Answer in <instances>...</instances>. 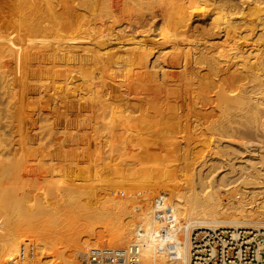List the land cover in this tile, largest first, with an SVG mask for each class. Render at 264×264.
<instances>
[{
  "label": "bare ground",
  "instance_id": "obj_1",
  "mask_svg": "<svg viewBox=\"0 0 264 264\" xmlns=\"http://www.w3.org/2000/svg\"><path fill=\"white\" fill-rule=\"evenodd\" d=\"M55 1L16 0L20 6L17 12L26 4L31 8L24 15L22 29L14 23L0 26V59L9 61L0 66L12 71L14 85L9 101L5 98L10 103L6 102L12 113L14 141L8 153L12 154L13 169L7 187L18 193L30 188L36 193L37 205L46 202L61 212L75 209L77 202L87 198L101 197L104 189L113 191L129 183L126 190L133 207L125 205L118 211L117 207L116 212L108 208L111 214H124L116 220L119 230L111 247L141 246L143 264L160 263L155 253L159 238L154 207L162 192L170 196L183 258L194 228L248 229L249 223H263L264 0H142L120 15L113 6L115 0ZM29 16L37 18V23ZM29 100L32 110L27 107ZM155 110L164 119H178L167 124L172 135L177 134L173 131L176 127L179 132L168 141L172 149L169 157L178 165L175 170L166 169L167 182L159 181L152 165L141 168L150 163L136 161L134 157L142 151L135 148L137 152H132L128 139L117 129L124 124L126 128L145 129V119H159ZM26 115L48 119V125L27 130ZM49 119H56L53 124L65 131L52 129ZM194 119H215L224 124L216 128L221 134H216L211 158L200 162H196L192 148ZM71 127L76 130L70 131ZM41 139L45 142L40 146ZM65 139L72 144L80 139L89 146H60L49 156L36 150ZM25 142L47 177H25V158L18 153ZM3 146L0 139V160ZM83 152L90 161V177L78 180L82 171L76 161ZM114 159L122 165L135 164L137 169H132L135 172L130 176L121 175L128 169L115 168ZM32 168L36 172V166ZM240 183L244 184L242 191L235 188ZM224 190L231 194L226 204ZM259 198L263 199L258 204L261 210H249ZM133 204H138L137 209ZM134 210L146 219L143 223L135 224ZM9 216L6 227H0V264H24L17 258L20 247L14 246L11 234L15 221ZM236 222H241V227ZM49 242L46 248L49 254H57L56 259L60 257L59 263L76 264L71 252L56 248L54 240ZM37 250L34 260L25 264H45L42 257L48 250Z\"/></svg>",
  "mask_w": 264,
  "mask_h": 264
},
{
  "label": "rangeland",
  "instance_id": "obj_2",
  "mask_svg": "<svg viewBox=\"0 0 264 264\" xmlns=\"http://www.w3.org/2000/svg\"><path fill=\"white\" fill-rule=\"evenodd\" d=\"M141 1L142 0H115L113 6H114L115 11L118 9L117 13H119V12H124V11L128 10V8L131 9V8L139 6L141 4ZM52 2L55 3L57 1L52 0ZM96 2H99V0H97ZM128 3H130V4H128ZM19 7L20 6L17 5L16 0H0V26L14 23L18 28L22 29L24 22H25V16L24 15L27 12H29L31 8L29 5L26 4L24 6V9L21 10V12H17V9ZM39 8L43 9V6L41 5ZM44 8H46V7L44 6ZM119 15H120V13H119ZM29 17L33 21L34 24L37 23V20H38L37 18H32V16H29ZM188 32H189V30H188ZM7 63H9V61L0 59V64L6 65ZM7 67L4 68V67L0 66V85H1L0 86V95H2V97H3L2 99L0 97V101H1L0 102L1 103L0 104V125H1L0 126V139L2 140V146L5 145V142L7 143L6 147H4V146L2 147L4 154L2 155L1 160H0V167H1V169H0V178H1L0 179V212H1V214H0V216H1L0 227H2V225H3V227H6L7 221H8V219H10L7 217L11 214L9 217H11L15 221V223L12 225V234H11V236L13 238L14 246L20 247L21 243L24 240H31L35 244V248H36L35 254H37V251H38L37 248L40 250H46V251L48 250V248H46V247H48L50 245L49 241L51 239V240H54L55 242H57L56 248H59L60 250H65L66 252L72 253V255L74 256L73 257V263L76 262V264H85V262H84L85 257H82L84 252H88L92 247H96V246H105L106 245V246L111 247V244L115 241L114 238H115V236L119 230V228L116 227V220H121L124 217L123 216L124 214H123V212L118 213V214H111L109 212L108 208L112 209L110 211L116 212V210L117 211L121 210L122 209L121 207L125 206V205H128V207H130L129 209H131V207H133L130 204L131 200H130V197H128L129 193L126 190L129 187L128 186L129 183L123 184L122 186L119 187V189H111L113 191H110L109 189H104V191L101 192L102 193L101 197L99 195L98 197H95V199L92 198L91 200L90 199L88 200V198H87L86 200H83L81 202H77V207H76V205H75L76 208L74 207L75 209L70 208L71 210L68 209L67 211H61V212L59 210L54 209L53 206L50 207V205L46 202L45 203L47 205L45 203H41V205H37V201H35V198H34V195L36 193L34 191H32L30 188L24 189L21 192L19 191V193L11 191L7 187V185H8V178L12 172V169H13V165H12V154L9 155L8 153L10 152V149L13 148L14 141H13V126H12L13 125V119L10 118V117H12L11 116L12 113L10 111L9 106H7V103H8L10 96L13 92V86L14 85L12 86V84H13L12 71H10ZM4 79H5V81H3ZM70 93H73V91H70ZM5 98L8 101H6ZM26 99H27V97H26ZM25 101H27V100H25ZM201 101L202 100H199V102H201ZM31 102H32L31 100H29V103L25 102V103H27V107L30 110L33 109V107L31 106L32 105ZM131 102L136 104L133 101H131ZM4 104H6V105H4ZM9 104L10 103H8V105ZM4 106H6V108H4ZM159 106H160V104H159ZM36 107L38 109V107H40V106H36ZM42 108H43V106H41V109ZM5 109H6V111H5ZM25 111H26V109H25ZM27 111H29V110H27ZM154 112H155V114H158L159 119H145L148 121V123H147L148 127H146L145 129L143 128V126L140 127L141 129L139 128V130L137 127L126 128L125 124L119 125L117 129H118V133L124 135L123 137H126L128 139L132 152H134V151L137 152L135 148H139V150L142 151L141 154H138L137 157H134L136 159V161H142L143 162V163L141 162L142 164H148V165L150 163L149 166H146V165L141 166L140 165L141 168L147 167V169H148L152 165L154 170H156V172L159 173V175H160L159 181L163 182L165 180V182H167L170 180V178H168L165 174L166 169L172 171V170H175L176 169L175 166L177 167V165H178V162H176L174 159H171L169 157L170 155L168 152H169V150H172V149H171V147L168 146V141H169V139H171V136L174 137V136L179 135L177 127H176V130H173L177 134L172 135L171 131L168 129L167 124L169 123V120L176 121L178 119H164L165 117H163L161 115L162 113L160 111L155 110ZM3 116H5V117L3 118ZM160 116H162V119L160 118ZM49 120L52 122V125H50L52 129L57 130V131H60V130L65 131V128H63L59 125L53 124L56 122L55 121L56 119H49ZM115 120H117V122H121V123L124 122L122 119H115ZM194 120L196 122H195V126H194L193 138H195V139L193 140L194 143L192 144V148H193V150H195L194 151V158H195L196 162H198V161L200 162L201 159L207 160V159L211 158L210 154H213L212 153L214 150L213 147L216 146V144L214 143L215 139H217L216 134H221V133L216 132V128L218 127V125L221 128L224 126V124L222 122L219 123L218 121H215V119H194ZM46 122H48V119H32V116H29V115H26V117H25V125H26L27 130H34L36 128H41V126H42L41 129H43L44 127H46L48 125ZM212 122H214V123H212ZM215 124H217V125H215ZM6 125H8V126H6ZM1 127H3V128H1ZM81 129L87 130L88 132H90V130H91L90 127H82ZM69 130L74 131V130H76V128L71 127V129H69ZM6 131L8 133L10 132L9 134H11V135H8V133ZM4 132H6V133H4ZM137 133H139V134H137ZM5 134L7 136H5ZM219 136H221V135H218V137ZM6 137H8V139ZM209 138H211L212 141ZM80 139H79V141H77L76 143H73V144L70 143L68 140L66 141V139L64 141H62V143H61V141L59 142L57 140L56 141L53 140V142H51L50 145H47L46 149L40 148V146L42 144H44V142H45L43 139H41L39 141L40 146L38 148H36V150L39 153L42 151L44 153V155L49 156V155H51L52 152H54L55 149H53V148H57L60 146H67L66 148H70L73 145L76 147H78V146L81 147V145H83V144L86 145L85 147L89 146V142L83 143V141H80ZM85 139H84V141H85ZM137 139H138V141H137ZM205 139H206V141H205ZM207 140L209 141V143ZM235 140H238L237 137ZM3 141H4V144H3ZM205 142H206V145H205ZM198 143H200V144H198ZM24 144H25L24 146H23V144L19 146L18 153L23 154L24 158H25V162H26L24 164V175H25V177L28 180H36L39 178L47 177V175L41 171V166L38 163L39 160L37 158L35 159L34 157H32L33 151L30 152L31 146L27 145L26 142ZM182 145H183V143H182ZM34 146H36V145H34ZM150 148H152V150H150ZM204 148H205V151H204ZM6 150H8V151L5 154ZM146 150H148V152H147L148 154L144 153V152H146ZM196 150L197 151L199 150V151L197 152ZM67 151H66V153H67ZM205 153H206V155H204ZM202 155L205 156L206 158L202 157ZM77 157H78V159H77L78 161H76V162L80 163V165H79L80 171H82V172H78L79 177H77V179L78 180L88 179L90 177L89 173H88L89 163H90L89 158L86 157V154L84 152H83V154L78 155ZM52 158H54V157L50 156V159H52ZM69 160L70 161L75 160V157L70 158ZM27 161H31L33 164L27 165V164H29V163H27ZM115 163H117V164H115ZM34 166H36V172H33V169H35V168H32V167H34ZM113 166L120 171L128 169V171L124 172V174L121 173V175H129L130 176L132 173L135 172V171H131V170L137 169V165H135V164L122 165L120 163V161L118 162V160H116V159H114ZM7 171H8V173H7ZM70 178H75V177L72 176ZM160 178H163V179H160ZM146 179H148V178L146 177ZM241 184L242 183H240V185H237L235 188H237L239 186L238 190L241 189V191H242L244 189V187H243L244 184L243 185H241ZM105 190H109L108 193ZM237 191L234 194L236 195V197L239 198L240 193H237ZM22 192H23V194H22ZM105 192H106V194H105ZM222 193H223V196H225L224 200H223L224 203L226 204L227 201H228L227 203H229L231 200V198L229 196L231 194L229 195L228 192H226L225 190ZM224 193L228 194V195H225ZM17 194H19V195L22 194V195L19 196ZM22 198L27 199V200L24 199L25 201H27V204L24 200H22ZM117 198L118 199L120 198L119 199L120 201ZM117 200L119 201V204H118ZM261 200H263V199H261ZM261 200L259 198V200H257V202L252 204L253 209L251 207L249 210H251V211L261 210L262 207H259ZM1 205L4 208L1 207ZM28 205H29V207H28ZM113 205H115V206H113ZM133 205L135 207L134 209H137L136 206L138 204H133ZM5 206H6V208H5ZM117 207H119V208H117ZM2 210H3V212H2ZM101 210H102V213H101ZM57 211H59V212H57ZM105 211H107V212H105ZM99 212H100V214H99ZM133 212H134L133 214H135L136 217H137V215L139 216V218L137 217L138 219L136 217L134 218L135 224L137 222L143 223V221L146 220V219L140 218L141 213L139 211L134 210ZM137 212L140 215L137 214ZM57 213L58 214L60 213V214L58 215ZM12 215H13V217H12ZM177 215L180 218L183 217L180 214H177ZM235 224H238V226L241 227L242 223L236 222ZM249 224H250V226H249L250 228H248V229H252L254 226H255L254 228H260V229H261V227H264V226H262V225H264V222L263 223H249ZM192 225H193V223H192ZM132 232H133V230H132ZM116 249H119V248H116ZM19 251L17 252V258L19 257L18 260H20L24 264L32 262L34 260V258L36 257V255H35V257L33 259H31V261L30 260H22V259H20V256H18ZM49 251H50V249L47 251L48 252L47 254L43 255V257H42L43 262L45 259V264H61V263H59L60 257L58 258L59 260L56 259L58 257L57 254L56 255L55 254H49ZM52 259H54L55 261ZM7 264H9V263H7Z\"/></svg>",
  "mask_w": 264,
  "mask_h": 264
},
{
  "label": "built area",
  "instance_id": "obj_3",
  "mask_svg": "<svg viewBox=\"0 0 264 264\" xmlns=\"http://www.w3.org/2000/svg\"><path fill=\"white\" fill-rule=\"evenodd\" d=\"M154 215L158 221L159 241L155 245V253L159 264H264V229L194 228L188 235L187 255L183 258L178 249V222L168 192L156 197ZM19 256L23 260L33 259L35 244L24 240ZM84 262L143 264L142 248L137 244L121 249L96 246L88 251Z\"/></svg>",
  "mask_w": 264,
  "mask_h": 264
}]
</instances>
